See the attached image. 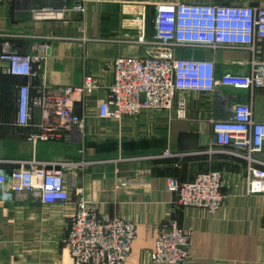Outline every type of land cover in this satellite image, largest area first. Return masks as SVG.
<instances>
[{
    "label": "crops",
    "instance_id": "obj_1",
    "mask_svg": "<svg viewBox=\"0 0 264 264\" xmlns=\"http://www.w3.org/2000/svg\"><path fill=\"white\" fill-rule=\"evenodd\" d=\"M176 0H88L86 11L70 10L60 19L33 18L37 6H71L82 0H4L0 3V54L5 43L25 54L47 55L33 79L31 94L47 88L81 85L95 74L101 88L89 103L76 101L75 111L86 112L84 138L71 141H30L15 125L16 96L28 79L5 72L0 59V161L6 173L16 160H63L82 156L100 159L76 176L67 173V203L46 204L33 193L0 190V264H75L64 239L80 196L96 204L105 219L116 216L137 224L138 235L126 264H159L151 249L158 227L169 218L178 220L191 240V258L184 264H264V192L250 193L245 160L202 153L213 145L212 119L228 117L237 102L251 103L257 120L264 121V86L252 92L219 86L215 92H188L185 118H169L164 110H151L120 121L96 114L99 100L113 80L111 62L121 56H139L148 47L136 40L156 34L159 5ZM223 4L264 6V0H207ZM143 22V24H142ZM143 25V27H142ZM145 27V28H144ZM255 58L264 64V39ZM178 57L213 59L217 76L248 75L253 53L244 48H186ZM8 97V98H7ZM40 108L32 124L40 123ZM165 149L183 156H155ZM220 170L224 175L223 205L212 213L204 207L180 206L167 178L192 180L199 172ZM130 181L128 185L122 182ZM9 187V186H8Z\"/></svg>",
    "mask_w": 264,
    "mask_h": 264
},
{
    "label": "built area",
    "instance_id": "obj_2",
    "mask_svg": "<svg viewBox=\"0 0 264 264\" xmlns=\"http://www.w3.org/2000/svg\"><path fill=\"white\" fill-rule=\"evenodd\" d=\"M4 0H0L2 3ZM110 2L117 0H95ZM88 0L71 6H37L33 18L60 19L70 10L86 11ZM156 34H142L136 41L148 47L139 56H121L111 62L113 80L99 100L96 114L102 120L120 121L141 116L151 110H164L169 118H185L188 92H215L219 86L244 88L252 92L264 86V64L258 62V42L264 39V6L207 2H164L159 5ZM186 48H244L253 53L248 75L216 74L213 59L178 57L175 50ZM25 54L5 43L0 59L5 72L27 78L16 96L15 125L30 141L76 140L86 134V112L75 111L76 101L89 103L101 88L95 74H87L81 85L47 87L34 95L31 86L47 55ZM40 108L42 120L32 124L33 111ZM2 114L0 112V125ZM213 145L202 153L228 155L246 162L250 193L264 192V121L257 120L251 103L237 102L226 118L212 119ZM82 156L68 160H16L18 166L6 173L0 161V190L11 194L33 193L46 204L67 203L70 193L65 175L74 176L103 162ZM180 155L167 149L165 157ZM130 181L122 182L128 185ZM224 175L220 170L197 173L189 181L167 178V188L177 194L180 206L204 207L209 212L221 208L226 198ZM9 186V187H8ZM69 231L64 239L75 264H126L138 235L137 224L119 216L105 219L96 204L83 195L76 203ZM191 240L175 218L163 222L154 239L151 258L159 264H183L190 260Z\"/></svg>",
    "mask_w": 264,
    "mask_h": 264
},
{
    "label": "rangeland",
    "instance_id": "obj_3",
    "mask_svg": "<svg viewBox=\"0 0 264 264\" xmlns=\"http://www.w3.org/2000/svg\"><path fill=\"white\" fill-rule=\"evenodd\" d=\"M176 2H207V3H215V2H208L207 0H176L174 3H176ZM142 24H143V22H142ZM142 27H143V25H142ZM145 28V27H144ZM145 32V29H142V34ZM8 98V97H7ZM62 141H66V140H62ZM167 149H165L161 154H158V155H155V156H164V153H165V151H166ZM173 153H178V154H180V155H175V156H183V155H185L186 153H181V152H174L173 150H171ZM69 158H67V159H63V160H68ZM55 161H58V160H55ZM197 175V174H196ZM195 175V176H196ZM160 226H161V224L159 225V227H158V230H159V228H160ZM158 233V232H157ZM153 246V245H152ZM186 263V262H185ZM184 264V263H183Z\"/></svg>",
    "mask_w": 264,
    "mask_h": 264
}]
</instances>
